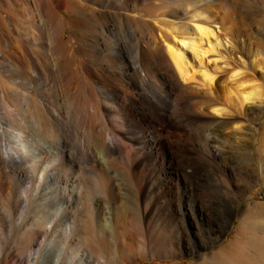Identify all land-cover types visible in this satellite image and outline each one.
<instances>
[{"label": "rangeland", "instance_id": "rangeland-1", "mask_svg": "<svg viewBox=\"0 0 264 264\" xmlns=\"http://www.w3.org/2000/svg\"><path fill=\"white\" fill-rule=\"evenodd\" d=\"M75 1L77 3L73 5L68 0L70 4L63 3L61 12L57 11L63 26L60 25L62 38L68 41L61 68L64 72L72 73L71 78L67 77L70 79L69 92L73 95L74 105L70 106L71 101L57 102L52 86L47 90V101L55 109H60L61 118H69L72 127L69 131L64 128L63 136L78 142L80 149L83 145L80 139L82 132H79L82 122L72 118L94 120L97 117L91 109L92 104L97 103L99 118H105L103 121L108 125H105L106 129L117 139H122L123 146L127 148L129 162L113 159L108 164L109 179L105 178L104 172L98 169L93 172L88 167L86 170L90 180L86 178L85 186L90 191L88 200L103 194L106 196L116 223V245L126 249L125 253L128 250L131 259H120L121 255L109 259L108 256L115 255L114 249L108 244V238L102 237L95 228L80 231L75 227L72 241L62 230L55 228L33 235V244L42 249L51 245L48 263L58 257L61 264H68L69 258L81 251L89 252L97 260L103 256L104 260L114 264H205L209 255L218 253L237 237L245 244L257 245L264 250V227L258 223L241 226L242 218L251 215L250 209L259 212L264 206V0H230L234 7L230 14L225 8V1L217 0L211 6L207 20L200 14L206 0H110L104 6L95 0ZM103 11L127 15L133 19L135 29L148 33L153 49L140 38L136 43L143 49L139 55L140 70L134 68L129 54L122 57L111 54L106 45L102 47L103 55L88 49L87 46L92 45L97 37V33H93L97 26L91 31H86V28L96 21L108 22L106 16H97ZM5 14L17 32L25 33L23 47L36 50L37 47L32 45L38 38L41 18H37L38 14L29 1L16 0L14 5L0 6V20L6 28L8 21L4 20ZM81 14L84 16L82 19ZM197 23L214 31V38L207 45L204 44L205 68H196L193 63L194 77L197 79L191 84L178 83L168 58L166 43L175 41L180 44V37L193 38V28ZM84 24L86 28L82 26ZM104 36L107 34L104 33ZM16 45L20 50L18 40ZM0 48L8 56L9 51L1 38ZM26 54L23 55L28 59ZM16 56L20 58L18 54L11 57L19 60ZM14 66L0 70V118L11 110L4 98L6 88L11 85L7 79L8 72L16 70L15 74L22 75V68L18 64ZM28 67L31 68V65ZM202 71L213 76L212 87L202 78ZM232 73L238 76L231 82L227 78ZM164 75L178 85L172 98L168 99L170 114L159 113L167 120L187 117V123L180 129L169 121L160 124V128H153L154 123L146 125L137 119V107L143 102L144 94L150 93L149 89L141 87L144 85L143 79L148 80L149 87L159 95L164 91L161 83ZM97 82L121 91L120 101L115 103L96 85ZM253 86L260 87L261 101L256 105L241 103L240 98L236 97L235 88L249 92ZM28 92L36 93L34 90ZM229 92L232 94L228 95ZM8 124L5 123L3 128L6 130L5 137L10 139L9 134L16 131ZM104 133L106 135L105 129ZM54 136L59 140V134ZM178 145L187 152L185 165L178 159ZM80 161L81 157L77 156V161L68 166L62 160L58 167L60 180L78 176L77 162ZM181 171L186 174L183 175ZM113 184L119 192L115 201L111 200ZM66 185L61 187L65 189ZM50 189L51 186L45 184L41 191L45 193ZM192 189L198 195H193ZM16 190L18 195L12 202L25 197L24 189L18 184ZM63 194L60 197L66 200V192ZM222 196L235 200L234 212L224 211L217 204L216 211H212L218 214L215 215L218 223L213 220L209 224L206 206L211 200ZM122 205L123 211L120 209ZM119 210L123 215L122 219L117 220ZM48 212L52 211L36 203V199L30 195L29 206L21 220L20 203L14 210V224L18 227L27 223L31 232L46 229L50 221ZM64 214L71 217L74 212L66 209ZM91 214L92 211L88 210V215ZM82 217L81 220H85V216ZM38 219L41 223L36 224ZM218 224L223 231L219 230ZM208 233H211L214 243L204 246L201 237ZM255 236L258 237L256 240ZM0 237L4 239V232L0 233ZM60 243L62 247L59 248ZM250 263L253 264L252 261ZM10 264L17 263L13 260ZM74 264L85 263L77 259Z\"/></svg>", "mask_w": 264, "mask_h": 264}, {"label": "bare ground", "instance_id": "bare-ground-1", "mask_svg": "<svg viewBox=\"0 0 264 264\" xmlns=\"http://www.w3.org/2000/svg\"><path fill=\"white\" fill-rule=\"evenodd\" d=\"M15 1L16 0H0V6H5L6 4L14 5ZM27 1H29V4L34 8L35 13L38 14L37 18H41V26H36L38 27L37 30L39 35L38 38L35 39L36 43L32 45L37 47L36 50L23 47V35L25 33L22 35L14 29L7 14H5L4 20L8 21V27L6 26L5 28L3 22L0 20V38L3 41L4 47L9 51L7 56L4 55L3 50L0 48V70L5 71L17 64L22 68L21 70L19 69L22 71V75L15 74L14 72H16V70L14 72H8L7 79L10 81L11 85L6 88L4 98L6 103L11 106V110L9 113L6 112L7 114L3 115V118H0V233L4 232L5 234L4 239L0 237V264H10L13 260L17 264H61L58 257L54 259L52 263H48V258L52 252V246L48 244L42 249L33 244L32 237L33 235L43 234L48 230L58 228L72 241L75 227H78L80 231L83 229H85V231H92L95 228L100 232L102 237H107L108 244L113 247L115 254L108 256L109 259L121 255L120 259L126 260L129 258L130 260L131 255H128V250L127 253H125L126 249L116 245V223H114V218L111 216L106 196L103 194L88 200L87 197L90 191H88L89 187L87 188V186H85L86 178H89L87 174L88 167L93 172L97 169L102 173L104 172L105 178L109 179L108 164H110L113 159L119 158L121 161L126 162L128 160L129 162L130 158L127 148L123 146V141L121 142L122 139L120 140L118 137V140L117 137L114 136L115 134L110 133L108 128L106 129L108 125L103 121L105 118H99V103L92 104L93 107L91 110L97 117L94 118V120L92 118L93 121L91 118H87V120L86 118H72V120L80 119L82 122L81 131L79 130L80 133L82 132L80 136L83 144H81V149L78 142H75L70 137L66 138L63 136L64 128L66 131H69L72 125L69 118H61L62 114L60 109H55L56 107L47 101V90L52 86V92L55 94L57 102L59 100L71 101L70 106L74 105L72 101L73 95L69 92V78L72 77V73L64 72L61 68L63 56H65L64 52L68 50V41L62 38V30L60 27V25L62 26L61 17L57 14L62 4L65 2L67 3L68 0ZM95 1H98L101 6H104V4L110 0ZM215 1L217 0H206L204 2V10L200 13L203 15L204 19H209L210 15L208 14H210L211 6ZM223 1H225L227 13L229 12L228 14H230L234 7L232 8L230 0ZM71 2H73V5L77 3L75 0H71ZM55 4H57L56 7ZM73 11L75 13V10ZM228 14H226V16ZM98 15L103 17L106 16L108 22L96 21L90 28H88V26L86 28V24L82 25L86 28V31H91L94 26H97L95 27L96 30L93 32L97 33V37L95 40L92 39V45L87 46L88 49L97 51L103 55L104 49H102V47L106 45V48L111 54L113 53L121 57L129 54L131 55L134 68L140 70L141 63L139 55L143 49L138 47L136 43H138L140 38L150 44L153 49V43L148 37V33H143L135 29L133 19L127 15L109 11L97 13V16ZM82 16L81 14V19ZM33 24L34 23H32V25ZM104 33L107 34L108 37L104 36ZM193 34V38L180 37L179 40L177 39L180 44H177L175 41L166 43L168 58L178 83L191 84L196 78L194 77L195 71H193V63L196 64V68H205L203 62L204 55L206 54L204 44L207 45L209 40L212 37L214 38V31L197 23L193 28ZM11 35H13V37L15 35L16 39ZM17 40L20 43V50L16 45ZM26 52L28 59L23 55ZM189 53L191 56H189ZM14 54L19 55L20 58L16 56L19 60L11 57ZM111 54L108 55L110 56ZM29 65H31V68L28 67ZM236 73H232L227 79L231 80V82L234 81L238 76ZM201 74L208 86L212 87L214 80L213 76L205 71H202ZM143 82L144 85L141 87H146L150 90V93L144 94L143 102L137 107L139 116L137 119L140 122L146 125L154 123L153 128H160V124L169 121L170 124L178 129H180L184 123H187V117L182 116V118L167 120L159 113L164 112L170 114L169 109L171 105L168 99L172 98L178 83L175 84V82H171L169 76L164 75L161 79L164 91L162 90V93L157 95L155 91L149 87L148 80L143 79ZM169 82H171V84ZM241 84L242 83H240V85ZM96 85L103 93L115 100V103L120 101L121 95L123 94L121 91L114 88L109 89L101 82H97ZM237 88L238 87L235 88L236 97L238 96L240 98L241 103L249 102L256 105V103H259L262 99V94L259 90L260 87L253 86L249 92H245L246 90L239 91ZM29 90H34L36 93H29ZM231 92H229L228 95L235 93ZM6 103L5 105H7ZM8 115L12 117L9 118ZM5 123L11 124V128L16 131V133L9 134L11 140L5 137L6 130L4 131L3 128ZM9 124L8 126H10ZM102 126H104L103 129L101 128ZM58 134L59 140L54 138V135ZM150 142H152V140L148 143ZM176 153L178 159L184 164L185 159H187V152L182 146H179ZM77 156L81 157V161L77 162L79 166V175L72 177L70 180H60L58 167L61 166L62 160L65 165L70 166L77 161ZM181 172L183 175L186 174L184 171ZM90 182L91 181H89V183ZM44 183L51 186L49 192L44 193L41 191V188L45 185ZM65 183L68 185H66L64 189L61 185ZM16 184L24 189L25 197L21 198L19 201L12 202V199L17 198L18 195ZM115 184L111 186V200L114 201L118 199L117 196L119 195L116 187L119 183ZM64 191L68 196L66 200L61 198L62 195H64ZM192 194L195 195L197 193L192 189ZM30 195H32L33 199H36V203L52 211L47 214V218H49L50 221H48L46 229H35L31 232L27 227V223L21 224L18 227L14 224V210L17 209L18 203H20L21 220V217L29 206ZM234 202L235 200L230 196H222L217 200H211L209 205L206 206V213H208L209 219L208 223L212 224L213 220L218 223V219H216L217 217L215 216L218 214L212 211V209L215 210L217 204H220L224 211L234 212ZM120 207L123 211L122 208L124 206L122 205ZM66 209L72 210L74 215L72 214L70 217L64 214ZM88 210L92 211L91 216L88 215ZM122 211L119 210V217L117 216V220H119V218L122 219ZM249 212H251V215L242 218L241 226L245 227L246 224L252 223L255 225L258 223L264 227V206L261 207L259 212L252 209H250ZM212 215L215 219L212 218L211 220L210 217ZM80 216H85V220H81ZM36 221H39V219ZM58 222H61V224H58ZM38 223L41 222L39 221L36 224ZM118 226L120 227V224ZM218 226L221 231L222 227L219 224ZM254 238L256 240L258 237L255 236ZM201 239V243L204 246H209L214 243L213 238H211V233L205 235L204 238L201 237ZM60 247H62L61 243L59 245V248ZM117 248H119V250ZM130 254H132L131 251ZM132 255H134V253ZM77 259L85 264H114L112 261L108 262L104 260L103 256L101 259L97 260L87 251H81L71 256L68 260V264H74ZM251 261L253 264H264V250L257 247V245L245 244L237 237L236 240L230 242L226 247L219 250L218 253L216 252L209 255V257L205 259V264H251Z\"/></svg>", "mask_w": 264, "mask_h": 264}]
</instances>
